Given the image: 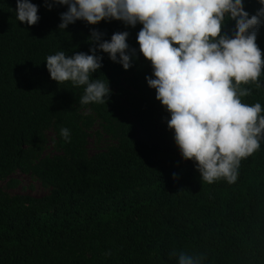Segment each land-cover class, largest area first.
<instances>
[{"label": "trees", "instance_id": "trees-1", "mask_svg": "<svg viewBox=\"0 0 264 264\" xmlns=\"http://www.w3.org/2000/svg\"><path fill=\"white\" fill-rule=\"evenodd\" d=\"M30 2L39 16L31 26L16 21L15 0H0V264H177L181 252L201 264H264V142L241 159L234 183L203 182L181 159L168 113L146 84L152 70L136 43L142 25L77 20L62 31L66 6ZM243 6L249 15L260 7ZM233 26L226 20L223 31ZM91 29L104 40L127 31L137 49L127 70L97 53L102 67L92 77L110 89L105 105L80 104L83 88L57 84L45 68L57 51L89 54ZM255 43L264 59V24ZM240 87L250 90L242 103L264 108V77ZM90 137L110 143L89 154ZM15 173L48 193L8 194Z\"/></svg>", "mask_w": 264, "mask_h": 264}, {"label": "clouds", "instance_id": "clouds-1", "mask_svg": "<svg viewBox=\"0 0 264 264\" xmlns=\"http://www.w3.org/2000/svg\"><path fill=\"white\" fill-rule=\"evenodd\" d=\"M258 3L253 15L244 10L243 0H44L43 6H66L57 26L62 31L77 20L88 25L102 20L142 25L136 43L152 70L145 81L168 113L167 129L181 159L194 163L203 182L223 178L231 184L241 159L264 142V108L259 102L242 103L250 90L240 87L249 82L259 86L264 77V59L255 43L264 24V0ZM37 11L30 0H15L16 21L34 25ZM226 20L234 21L230 34L223 31ZM102 36L90 30L89 54L68 56L61 50L44 61L57 84L83 88L80 104L105 105L110 94L107 83L92 77L102 67L97 53L107 54L123 70L135 58L137 49L129 48L127 31L114 32L108 40ZM59 135L65 142L70 139L67 128ZM176 256L177 264H201L200 258L183 252Z\"/></svg>", "mask_w": 264, "mask_h": 264}, {"label": "rangeland", "instance_id": "rangeland-1", "mask_svg": "<svg viewBox=\"0 0 264 264\" xmlns=\"http://www.w3.org/2000/svg\"><path fill=\"white\" fill-rule=\"evenodd\" d=\"M52 134L49 132L48 136L50 137ZM110 142L102 137L99 140H96L95 137H90L88 141V153L93 154L97 151L103 150L106 145H108ZM54 150L52 149L51 143L49 142L47 148H46V154L47 155H54ZM12 178L14 180L18 181V185L14 188L5 189L8 194L10 195H27L30 196L33 200H36L38 198H41L45 196L48 193V190L43 188L39 181L36 179L24 176L20 173H15ZM4 184L0 182V187L3 188Z\"/></svg>", "mask_w": 264, "mask_h": 264}]
</instances>
